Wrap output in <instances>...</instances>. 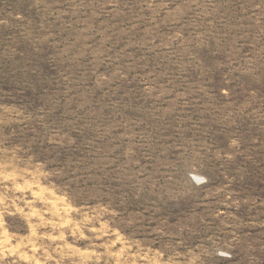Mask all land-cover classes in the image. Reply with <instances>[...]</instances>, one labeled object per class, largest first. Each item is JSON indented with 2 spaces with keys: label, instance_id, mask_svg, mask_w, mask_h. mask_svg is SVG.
Listing matches in <instances>:
<instances>
[{
  "label": "rangeland",
  "instance_id": "374dc122",
  "mask_svg": "<svg viewBox=\"0 0 264 264\" xmlns=\"http://www.w3.org/2000/svg\"><path fill=\"white\" fill-rule=\"evenodd\" d=\"M0 264H264V0H0Z\"/></svg>",
  "mask_w": 264,
  "mask_h": 264
}]
</instances>
